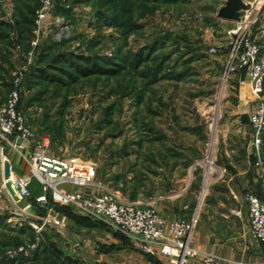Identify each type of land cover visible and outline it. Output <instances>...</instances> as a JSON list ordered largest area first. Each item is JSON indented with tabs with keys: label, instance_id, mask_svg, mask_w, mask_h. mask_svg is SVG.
I'll list each match as a JSON object with an SVG mask.
<instances>
[{
	"label": "rangeland",
	"instance_id": "1",
	"mask_svg": "<svg viewBox=\"0 0 264 264\" xmlns=\"http://www.w3.org/2000/svg\"><path fill=\"white\" fill-rule=\"evenodd\" d=\"M45 1L0 0V109L18 80L20 109L34 139L46 137L54 156L91 160L98 193L111 191L123 202L151 208L141 200L172 180L174 169L189 179L186 158L193 160L190 172L198 170L203 179L201 168L192 166L211 153L215 167L213 138L233 105L246 96L249 116L254 108L245 71L224 81L223 70L234 39L230 31L247 20V34L260 36L264 0H243L236 21L218 18L226 0ZM86 69L95 74L82 75ZM251 136L250 127V164L259 173ZM263 145L258 155L264 162ZM0 147V264H86L59 258L52 238L57 235L58 246L64 245L68 214L99 223L64 203H53L44 214L31 203L19 209L8 193L18 198L12 170L9 180L2 179V163L12 152L4 143ZM19 163L23 173L28 166ZM29 191L43 195L34 178ZM195 195L198 208L191 217L196 213L198 220L204 194ZM114 234L135 251L128 238ZM30 245L35 248L12 256Z\"/></svg>",
	"mask_w": 264,
	"mask_h": 264
},
{
	"label": "built area",
	"instance_id": "2",
	"mask_svg": "<svg viewBox=\"0 0 264 264\" xmlns=\"http://www.w3.org/2000/svg\"><path fill=\"white\" fill-rule=\"evenodd\" d=\"M49 3L50 1L47 0L44 4L49 5ZM254 10L251 9L250 12ZM249 15L245 17V20ZM38 17L41 19L44 14L40 11ZM246 21L243 20L241 25L229 32L234 39L227 54L223 78L226 81L238 70L245 71L249 93L254 104L249 116L252 128L249 143L256 155L254 167L264 176V162L258 155L264 138V42L261 43L260 40L264 39V26L259 28L260 36L251 37L247 34ZM211 52L215 53L213 49ZM18 82V80L15 82L14 90L10 92L3 108L0 109V143L17 151L29 171L27 177L12 179L18 196V200H14L15 203L28 198L29 178L32 177L42 186L43 196L36 199L37 203H45L47 195H50L54 204L64 203L82 217L107 226L113 233L124 235L148 256L161 255L169 259V264H183L188 258L197 255L189 248L190 234L198 222L196 213L189 219L182 217L165 221L152 207L144 208L136 203L123 202L111 191L105 190L102 193L88 195L82 191L72 190L73 187L78 190L89 187L101 189V185L97 184L94 178L96 164L77 156H54L48 149L49 140L46 137L34 139L31 128L20 109ZM2 150L0 147L1 154ZM210 156L211 153L206 154L205 160L195 162L192 166L194 170L195 166L201 168L203 188L215 175L216 167ZM61 186H66L68 189L62 190ZM262 186L264 188V179ZM203 188L200 196L204 194ZM244 200L248 204V235L262 249L264 256V201L253 193H247ZM53 224L59 223L53 221ZM34 248L35 245H30L26 249L18 248L12 256L27 253ZM200 264H264V260L260 263H249L233 259L224 260L212 254H204Z\"/></svg>",
	"mask_w": 264,
	"mask_h": 264
},
{
	"label": "crops",
	"instance_id": "3",
	"mask_svg": "<svg viewBox=\"0 0 264 264\" xmlns=\"http://www.w3.org/2000/svg\"><path fill=\"white\" fill-rule=\"evenodd\" d=\"M233 84L235 87L232 88L236 89L238 82L235 81ZM246 99L247 97L244 96L242 103L233 105L219 134L213 138L212 144L215 145V150L212 159L215 161L216 169L215 175L206 187L203 188V179L198 170L190 172L188 168L193 160L186 158L183 166L189 179L183 175L179 176L176 168L171 175L172 180H168L171 181L169 184L168 181L164 182L166 185L156 189V194L150 197L143 195L144 198L141 200L142 203L154 207L164 219L175 217L189 219L197 208L194 201L195 194L197 193L198 197L201 189L205 190L197 226L191 232L189 239V248L197 255L188 258L183 264H200L204 254H212L224 260L233 259L249 263H260L264 260L262 249L248 235V205L244 201V196L248 192L258 194L264 200L260 175L250 164L249 157L252 152L247 143L250 137L248 121L250 102L248 103ZM9 152H12L8 163L12 175L14 174L13 177L29 176L28 167H24L23 173L18 170L19 161L22 159L20 154L12 149ZM261 152L264 155V145ZM31 179L32 177L29 178L30 183ZM30 183L28 198L22 199L19 203L12 201L19 209L21 206L23 209H28L31 199L36 200L43 196H33L29 191ZM72 190L82 191L88 195L99 192L95 187L83 190L73 187ZM81 220L65 219L61 232V237L65 240L63 246H58V236L54 234L52 239L56 242L55 249L59 258L65 257L68 261L86 264L96 262L157 264L149 261L147 256L130 242L135 250L131 251L127 244L108 227ZM157 260L158 264H169V259L165 257L159 256Z\"/></svg>",
	"mask_w": 264,
	"mask_h": 264
},
{
	"label": "water",
	"instance_id": "4",
	"mask_svg": "<svg viewBox=\"0 0 264 264\" xmlns=\"http://www.w3.org/2000/svg\"><path fill=\"white\" fill-rule=\"evenodd\" d=\"M245 9L243 0H226L221 10L218 12V18L227 20V21H236L240 16V11ZM3 166V181H7L10 178V166L9 163L5 160L2 163ZM9 195L17 201L18 198L13 196V194L8 190Z\"/></svg>",
	"mask_w": 264,
	"mask_h": 264
},
{
	"label": "trees",
	"instance_id": "5",
	"mask_svg": "<svg viewBox=\"0 0 264 264\" xmlns=\"http://www.w3.org/2000/svg\"><path fill=\"white\" fill-rule=\"evenodd\" d=\"M140 56V55H139ZM138 61H140V60H138ZM100 72H104V71H102V70H100V71H97V73H100ZM89 74H95V72L93 71H88V69H86L85 70V73H82V75H86V76H89ZM20 99H21V96H20ZM133 198V197H132ZM31 206H33L35 209H37L38 211H42L43 213L42 214H44L47 210V208H50V207H52V206H54V204H53V202H52V198H51V196L50 195H47V201H46V203L45 204H43V205H40V204H38V203H36V201L35 200H33V199H31ZM68 216V218L70 217V218H73V216H71L70 214H68L67 215ZM76 220H79V218H76ZM86 220V219H85ZM147 256V255H146ZM147 258H149V260L153 263V262H155V263H157L158 264V261H156L153 257H150V256H147Z\"/></svg>",
	"mask_w": 264,
	"mask_h": 264
}]
</instances>
